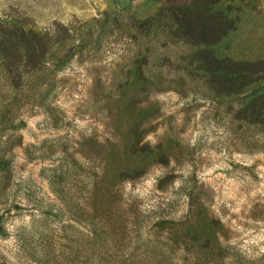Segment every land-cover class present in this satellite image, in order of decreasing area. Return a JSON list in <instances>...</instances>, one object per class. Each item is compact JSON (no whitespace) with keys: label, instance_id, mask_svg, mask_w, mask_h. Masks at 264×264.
Listing matches in <instances>:
<instances>
[{"label":"rangeland","instance_id":"374dc122","mask_svg":"<svg viewBox=\"0 0 264 264\" xmlns=\"http://www.w3.org/2000/svg\"><path fill=\"white\" fill-rule=\"evenodd\" d=\"M182 7L232 27L194 47L136 26ZM63 27L74 53L58 70L48 59L55 85L38 86L32 67L16 58L10 69L0 55V264H264V115L235 117L264 95V72L218 96L183 68L205 47L264 61V0H0V40ZM149 38L168 42L148 52L154 83H128ZM159 58L168 61L158 68ZM193 198L214 233L190 216Z\"/></svg>","mask_w":264,"mask_h":264},{"label":"trees","instance_id":"16d2710c","mask_svg":"<svg viewBox=\"0 0 264 264\" xmlns=\"http://www.w3.org/2000/svg\"><path fill=\"white\" fill-rule=\"evenodd\" d=\"M169 15L168 17L162 13L159 19L149 18L145 21H139L136 26L141 29L143 37H148L152 30H155L154 33L158 39H160L159 36L169 37L170 34L174 37H186V43L194 47L216 43L232 27V24L222 22L216 15L206 10L188 11L182 7L171 11ZM63 28V31L54 34L34 30L26 31L25 29L8 30L0 40V55L11 60L9 63L10 69H12V63L16 58L19 62H25L26 66L32 67L36 71L35 78L38 86L43 84L55 85L56 83L50 78L52 70L47 69L48 59L55 60V70H58L66 64L74 53L73 49L68 48L67 45L68 39L71 38V31L66 27ZM54 36L56 37L54 38ZM132 38L136 40L139 36L135 34ZM14 39H17V42H14ZM149 42L150 46L139 47V51L145 49L147 54L142 55L140 53V57L134 60V67L129 69L127 75L128 83L131 81L137 83L141 80L154 83L145 72L146 66L150 62L148 52L153 51V49L157 50L158 47L167 48L168 42L162 41L157 44L149 38L144 43L148 44ZM173 43L178 44V41L174 40ZM166 61H168L166 58H159L154 63L159 68ZM180 67L177 66L176 69H180ZM183 68L191 76H207L209 86L218 96H233L244 92L247 87L258 81L260 77H254L253 75L264 72V61L250 63L229 57L221 58L213 50L205 47L192 52ZM133 76L135 80H133ZM39 102L41 105L49 106L48 95L41 94ZM263 115L264 95H261L253 99L243 109H239L235 117L240 120H248V122H258ZM160 157H164V154ZM131 159L134 161L133 156H131ZM142 173L143 171L140 168L119 170L115 174L117 178L113 184L116 185L124 180L137 178ZM94 194V199H101V201L107 199L102 191L99 193L96 190ZM196 202L197 206L190 209V216L195 220H203L201 233L207 231L214 233L213 224L215 220L209 216L203 206L198 205L200 204L198 200L193 198L192 204Z\"/></svg>","mask_w":264,"mask_h":264}]
</instances>
